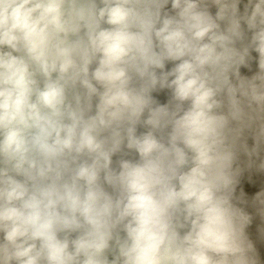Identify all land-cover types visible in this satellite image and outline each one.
Instances as JSON below:
<instances>
[{
    "label": "clouds",
    "instance_id": "9594fccd",
    "mask_svg": "<svg viewBox=\"0 0 264 264\" xmlns=\"http://www.w3.org/2000/svg\"><path fill=\"white\" fill-rule=\"evenodd\" d=\"M241 153L264 172V0H0V264H262Z\"/></svg>",
    "mask_w": 264,
    "mask_h": 264
},
{
    "label": "water",
    "instance_id": "95a60500",
    "mask_svg": "<svg viewBox=\"0 0 264 264\" xmlns=\"http://www.w3.org/2000/svg\"><path fill=\"white\" fill-rule=\"evenodd\" d=\"M166 10L170 11L171 5H169L168 9ZM211 10L213 14H215L216 9L213 7ZM241 10L243 11V5H241ZM105 27H107V25H105ZM251 55L253 59L249 61L250 66L242 65L240 67V74L242 77L251 78L259 71L258 53L253 51ZM94 67L95 65H93V68ZM172 67H174V62H167L165 70L170 71ZM159 71L160 70H158V73ZM233 80L235 82L234 77ZM152 96L154 100L157 101L158 104L164 105L169 102L171 97V92L168 89L157 90L152 93ZM146 118H147V113H145L143 119ZM148 130L149 129L143 124L137 126L138 134L144 133ZM168 131H170V129L165 130L162 133H158V135L166 140ZM246 135H247V143L249 147H252L255 141L251 135L249 134ZM121 159H131L133 161H137L139 160V156L134 151H130L126 147H124L121 152L113 156L112 166L114 169L118 170L119 168L118 162ZM246 162H247V157L243 153H241L239 156L238 164L242 168V172L239 177V182L237 184L235 196L237 198H242L244 201L247 202V203H239V200H237L239 206L244 207L245 210L249 212V214L252 215L253 217L252 223L248 227L247 232L249 234L250 239H252L254 244L256 245L261 262L262 264H264V234L261 233V229H264V218H261V216L257 213L253 203L257 194L261 191H264V172L258 171L255 167L252 168L247 167ZM105 187L107 188V185H105ZM108 190L111 191L110 188H108Z\"/></svg>",
    "mask_w": 264,
    "mask_h": 264
}]
</instances>
